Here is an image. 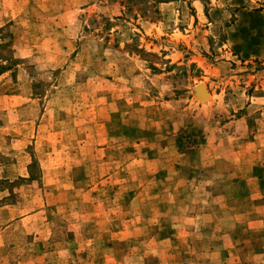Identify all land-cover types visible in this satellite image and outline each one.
<instances>
[{
	"label": "rangeland",
	"instance_id": "1",
	"mask_svg": "<svg viewBox=\"0 0 264 264\" xmlns=\"http://www.w3.org/2000/svg\"><path fill=\"white\" fill-rule=\"evenodd\" d=\"M259 196L264 0H0V264H264Z\"/></svg>",
	"mask_w": 264,
	"mask_h": 264
},
{
	"label": "crops",
	"instance_id": "2",
	"mask_svg": "<svg viewBox=\"0 0 264 264\" xmlns=\"http://www.w3.org/2000/svg\"><path fill=\"white\" fill-rule=\"evenodd\" d=\"M261 197L264 198V196H259V198ZM260 216L261 217H258L259 219L257 221L261 223V226H264V202H262V213Z\"/></svg>",
	"mask_w": 264,
	"mask_h": 264
},
{
	"label": "bare ground",
	"instance_id": "3",
	"mask_svg": "<svg viewBox=\"0 0 264 264\" xmlns=\"http://www.w3.org/2000/svg\"><path fill=\"white\" fill-rule=\"evenodd\" d=\"M200 90H201L200 92H201L202 96L207 98L208 96H207V93H206L205 89L201 88Z\"/></svg>",
	"mask_w": 264,
	"mask_h": 264
},
{
	"label": "water",
	"instance_id": "4",
	"mask_svg": "<svg viewBox=\"0 0 264 264\" xmlns=\"http://www.w3.org/2000/svg\"><path fill=\"white\" fill-rule=\"evenodd\" d=\"M201 88H202V87H199V88H198V92H199V93H200L199 89H201ZM200 95H201V93H200ZM201 97H203V96H201Z\"/></svg>",
	"mask_w": 264,
	"mask_h": 264
},
{
	"label": "trees",
	"instance_id": "5",
	"mask_svg": "<svg viewBox=\"0 0 264 264\" xmlns=\"http://www.w3.org/2000/svg\"><path fill=\"white\" fill-rule=\"evenodd\" d=\"M153 1H157V0H153ZM160 2H164V1H160Z\"/></svg>",
	"mask_w": 264,
	"mask_h": 264
}]
</instances>
